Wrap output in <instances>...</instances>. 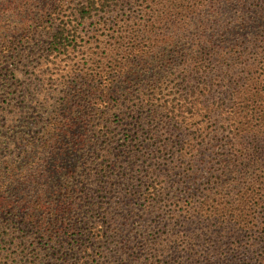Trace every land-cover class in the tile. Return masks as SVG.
Segmentation results:
<instances>
[{"label":"trees","instance_id":"16d2710c","mask_svg":"<svg viewBox=\"0 0 264 264\" xmlns=\"http://www.w3.org/2000/svg\"><path fill=\"white\" fill-rule=\"evenodd\" d=\"M37 51L63 70L0 165L5 264H264V0H0V86Z\"/></svg>","mask_w":264,"mask_h":264},{"label":"rangeland","instance_id":"374dc122","mask_svg":"<svg viewBox=\"0 0 264 264\" xmlns=\"http://www.w3.org/2000/svg\"><path fill=\"white\" fill-rule=\"evenodd\" d=\"M93 22H95L93 26H85V29L82 32L83 44L81 43V50L71 58L74 63L83 61V51L96 52L100 50L104 45H101L98 42L95 43V41L93 40L94 34L92 32L99 26L98 19L94 20ZM106 45L108 48V44ZM108 50L110 51V49ZM41 55L42 54L37 51L33 53L32 56L30 55L27 62H24L28 65V69L23 72V75H18V78L22 76V80L25 82L23 88L14 86L8 89L5 86H0V165H2V163L7 160L5 153L10 152L14 155L17 154V148L24 142L25 133H32L36 129V125L34 126V124L32 123L34 121L27 118L34 116V114V117H37V112H39V114L41 115H45L47 112L52 110V96L55 95L52 89H58L59 86L58 84H55V82L59 83V79L62 75V72L60 71H62L63 68L56 69L52 64L48 66V64L45 63L44 59L41 58ZM66 60L67 59H65V61L56 62L59 65L65 67L68 65L66 63ZM27 85L29 86L30 91L25 90ZM25 94L28 95L26 102H24L23 97L25 96ZM22 105H27V108L13 111L12 106H16L17 109L18 106L21 107ZM33 111L34 113H32ZM24 120H30L28 124H26V126H28V130L24 128L21 129L22 126L20 125ZM10 131L13 135L15 134V137L10 135L12 137V140L5 144V139H3L4 137L2 136L6 133L9 134ZM159 163L166 164L165 167H162L165 170L167 168H174V172L160 173L161 175H163L162 178L160 177L161 182H167L165 184V192L166 194H168L167 198L170 199L171 196L177 194L179 196V199L184 201L186 198L185 191L188 188L186 187L187 185L180 184V182H182L180 178L181 176H177L180 171V161L175 157L173 158L169 155H166V157ZM174 173L176 174V176L174 175ZM188 186H192V188L195 187L193 183H190ZM137 191H139V189H137ZM135 192L136 189L131 190L130 194L132 198L128 199L132 200L129 201V203L131 202V206L136 210V213L134 216H131L129 218V221H124L126 223L123 222V224L127 226L128 230L132 225L138 228L139 224H143L144 222L150 226L152 220V215L148 212L149 210H146L142 203H137V201H135V198L138 197L137 193L134 194ZM166 204L168 206H171L172 208L176 207L172 205V202L169 200ZM142 210L144 212H142ZM140 217H143V219H140ZM159 228L163 229V226L160 227L159 225L153 224L151 230H160ZM14 250L15 248L12 245H0V264H5V252H11L12 254Z\"/></svg>","mask_w":264,"mask_h":264}]
</instances>
